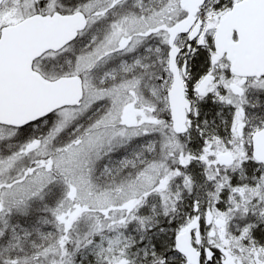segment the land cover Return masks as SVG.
<instances>
[{
	"label": "snow or ice",
	"instance_id": "1",
	"mask_svg": "<svg viewBox=\"0 0 264 264\" xmlns=\"http://www.w3.org/2000/svg\"><path fill=\"white\" fill-rule=\"evenodd\" d=\"M0 264H264V0H0Z\"/></svg>",
	"mask_w": 264,
	"mask_h": 264
}]
</instances>
